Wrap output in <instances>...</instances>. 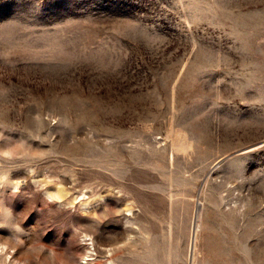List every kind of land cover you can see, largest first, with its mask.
Masks as SVG:
<instances>
[{"label":"rangeland","instance_id":"rangeland-1","mask_svg":"<svg viewBox=\"0 0 264 264\" xmlns=\"http://www.w3.org/2000/svg\"><path fill=\"white\" fill-rule=\"evenodd\" d=\"M0 264H264V0H0Z\"/></svg>","mask_w":264,"mask_h":264},{"label":"bare ground","instance_id":"bare-ground-1","mask_svg":"<svg viewBox=\"0 0 264 264\" xmlns=\"http://www.w3.org/2000/svg\"><path fill=\"white\" fill-rule=\"evenodd\" d=\"M200 203V202H199ZM199 215V214H198ZM196 218H197V216H196ZM195 230L193 231V234H192V241H191V253H192V251H193V247H194V245H195ZM192 255V254H191Z\"/></svg>","mask_w":264,"mask_h":264},{"label":"water","instance_id":"water-1","mask_svg":"<svg viewBox=\"0 0 264 264\" xmlns=\"http://www.w3.org/2000/svg\"><path fill=\"white\" fill-rule=\"evenodd\" d=\"M199 209V205L197 204V206H196V211ZM196 214H197V212H196Z\"/></svg>","mask_w":264,"mask_h":264}]
</instances>
